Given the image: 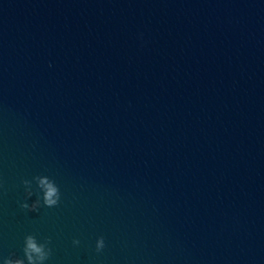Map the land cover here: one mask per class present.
Here are the masks:
<instances>
[{
  "label": "water",
  "instance_id": "1",
  "mask_svg": "<svg viewBox=\"0 0 264 264\" xmlns=\"http://www.w3.org/2000/svg\"><path fill=\"white\" fill-rule=\"evenodd\" d=\"M29 234L46 264H264V0H0V264Z\"/></svg>",
  "mask_w": 264,
  "mask_h": 264
},
{
  "label": "clouds",
  "instance_id": "2",
  "mask_svg": "<svg viewBox=\"0 0 264 264\" xmlns=\"http://www.w3.org/2000/svg\"><path fill=\"white\" fill-rule=\"evenodd\" d=\"M33 179L36 182L37 188H39L43 193V205L47 207L57 206L60 202V192L55 181L51 180L47 176H36ZM23 184L25 185L27 197L30 198L33 195L31 188L32 182L29 180H24ZM20 206L21 208L27 209L29 211H37L40 206V200L38 199L31 205H29L27 202H24ZM49 243L50 241L48 240H45L44 242L38 241L34 235H26L24 238V247L22 249L23 257H6L3 258L2 264H46L52 253L51 248L48 246ZM73 243L79 244V241L74 240ZM104 247V238H98L96 241V251L100 252L104 249Z\"/></svg>",
  "mask_w": 264,
  "mask_h": 264
}]
</instances>
